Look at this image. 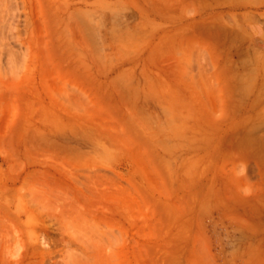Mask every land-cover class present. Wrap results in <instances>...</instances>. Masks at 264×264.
Instances as JSON below:
<instances>
[{
    "label": "rangeland",
    "instance_id": "rangeland-1",
    "mask_svg": "<svg viewBox=\"0 0 264 264\" xmlns=\"http://www.w3.org/2000/svg\"><path fill=\"white\" fill-rule=\"evenodd\" d=\"M259 92L264 0H0V264H264Z\"/></svg>",
    "mask_w": 264,
    "mask_h": 264
},
{
    "label": "bare ground",
    "instance_id": "bare-ground-1",
    "mask_svg": "<svg viewBox=\"0 0 264 264\" xmlns=\"http://www.w3.org/2000/svg\"><path fill=\"white\" fill-rule=\"evenodd\" d=\"M210 1V0H209ZM214 1V0H213ZM214 3V2H213ZM207 5V4H206ZM213 6V5H212ZM216 7V6H215ZM203 10V9H202ZM210 13V12H209ZM174 14V13H173ZM202 17V16H201ZM192 19V18H191ZM179 22V21H178ZM177 25V24H176ZM180 26V25H179ZM244 61H246L245 59H244ZM242 64H243V62H242ZM245 64V63H244ZM239 66V65H238ZM240 67H242V65L240 66ZM243 67H245V65L243 66ZM242 67V68H243ZM239 75H240V73H239ZM253 78V77H252ZM253 81H255V80H253ZM257 82H258V80H256ZM254 82H252V79L248 76V74L247 73H243L242 75H241V78H240V90H241V93L240 94H242V97H243V100H248L247 99V97H249L248 95H249V91H250V89H251V87H254L255 85L254 84H256V82L253 84ZM263 85H261V87H262ZM257 88V87H256ZM256 88L254 89V91L256 90ZM237 89V88H236ZM263 88H260V90L259 91H261ZM252 92V91H251ZM250 92V93H251ZM261 92H263V91H261ZM238 93V92H237ZM254 93V92H253ZM257 93H258V90H257ZM259 97L261 98V97H264L263 96V93H260L259 92ZM262 95V96H261ZM241 97V98H242ZM252 97V96H251ZM259 97H257V98H259ZM258 99L259 100V102H261V100L262 99H264V98H262V99ZM249 99H250V97H249ZM237 100V99H236ZM258 100H256L257 101V103H258ZM263 101V100H262ZM206 105V113H207V115H208V117L209 118H211V119H216V112L211 108V107H209L207 104H205ZM259 105V104H258ZM203 106V105H202ZM240 107V106H239ZM186 116H187V114H186ZM205 116V115H204ZM186 119V118H185ZM188 119V118H187ZM258 126V125H257ZM262 127V126H261ZM253 128V127H252ZM259 129H257V130H260L261 128L260 127H258ZM250 129V128H249ZM256 129V128H255ZM244 130V129H243ZM257 130H255V132L257 133ZM262 130V129H261ZM185 131V130H184ZM252 131V130H251ZM253 132V131H252ZM185 133V132H184ZM188 133V132H187ZM183 134V133H182ZM185 136V135H184ZM242 136V135H241ZM247 136V135H246ZM248 136L250 137L251 136V139H253V140H257V139H259L260 137H258V136H256V134L253 132V133H249L248 134ZM187 137H189V136H187ZM257 137V138H256ZM239 138V137H238ZM238 140V139H237ZM240 140H243L242 138L240 139ZM246 141V140H245ZM259 141V140H258ZM260 141H263V140H261L260 139ZM187 142V141H186ZM243 142V141H242ZM241 141H240V143H242ZM258 143H260V142H258ZM188 144V143H187ZM239 144V143H238ZM186 146V145H185Z\"/></svg>",
    "mask_w": 264,
    "mask_h": 264
}]
</instances>
